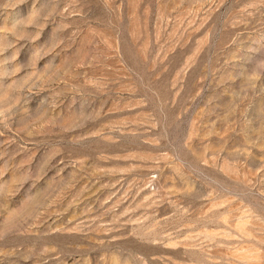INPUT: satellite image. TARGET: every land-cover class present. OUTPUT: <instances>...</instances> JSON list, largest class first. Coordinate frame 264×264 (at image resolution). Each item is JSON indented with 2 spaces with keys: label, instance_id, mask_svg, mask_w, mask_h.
Listing matches in <instances>:
<instances>
[{
  "label": "rangeland",
  "instance_id": "1",
  "mask_svg": "<svg viewBox=\"0 0 264 264\" xmlns=\"http://www.w3.org/2000/svg\"><path fill=\"white\" fill-rule=\"evenodd\" d=\"M0 264H264V0H0Z\"/></svg>",
  "mask_w": 264,
  "mask_h": 264
}]
</instances>
